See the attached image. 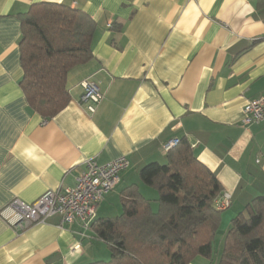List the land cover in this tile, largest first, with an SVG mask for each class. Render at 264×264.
<instances>
[{"label":"crops","instance_id":"obj_1","mask_svg":"<svg viewBox=\"0 0 264 264\" xmlns=\"http://www.w3.org/2000/svg\"><path fill=\"white\" fill-rule=\"evenodd\" d=\"M38 3L82 10L96 23L93 59L71 70V102L50 120L20 86V16ZM87 80L99 83L101 102H81ZM263 94L264 0H0V264L109 262L92 224L61 227L55 216L16 232L8 205L73 187L87 161L121 157L129 168L95 221L121 216L138 193L156 205L141 170L166 165L162 145L173 139H186L231 194L221 230L264 196V125L243 124L245 106Z\"/></svg>","mask_w":264,"mask_h":264},{"label":"trees","instance_id":"obj_2","mask_svg":"<svg viewBox=\"0 0 264 264\" xmlns=\"http://www.w3.org/2000/svg\"><path fill=\"white\" fill-rule=\"evenodd\" d=\"M20 20V86L30 108L50 120L71 102V70L93 59L96 23L82 10L55 3L34 4ZM166 155V165L151 163L141 170L142 181L159 195L156 205L138 193L123 202L121 216L92 223L112 257L91 264L213 259L223 215L215 201L224 188L186 139ZM216 264H264V196L232 219Z\"/></svg>","mask_w":264,"mask_h":264},{"label":"built area","instance_id":"obj_3","mask_svg":"<svg viewBox=\"0 0 264 264\" xmlns=\"http://www.w3.org/2000/svg\"><path fill=\"white\" fill-rule=\"evenodd\" d=\"M84 93L82 103H99L104 95L100 85L94 80H87L82 84ZM94 111L93 108H90ZM243 124L264 125V94L249 101L244 108ZM180 143V139H173L162 145L165 154L171 152ZM129 168V161L121 157L106 165H99L95 160L87 161L85 169L77 177L73 187L47 191L34 203L26 204L20 200H13L8 209L16 215L11 227L16 232H23L34 225L44 224L51 217L59 216L60 225H73L81 222L90 226L97 217L98 206L120 183L121 175ZM232 201L229 193H223L215 206L220 211L227 210Z\"/></svg>","mask_w":264,"mask_h":264},{"label":"rangeland","instance_id":"obj_4","mask_svg":"<svg viewBox=\"0 0 264 264\" xmlns=\"http://www.w3.org/2000/svg\"><path fill=\"white\" fill-rule=\"evenodd\" d=\"M235 210L236 209H234L233 208V212H235ZM239 212V211H238ZM237 212V213H238ZM235 214V215H233V216H237L238 214ZM230 215V214H229ZM228 214H226L225 216H229ZM232 216V217H233ZM232 217H229V220L227 219L225 222H224V224H223V226H222V228H221V230L219 231L220 232V234L218 235V242L216 241V243H215V245H214V257H213V259H219L220 257H221V253H222V251H223V248H224V241H225V236H226V234H227V232L229 231V229H230V226H231V221H232Z\"/></svg>","mask_w":264,"mask_h":264}]
</instances>
